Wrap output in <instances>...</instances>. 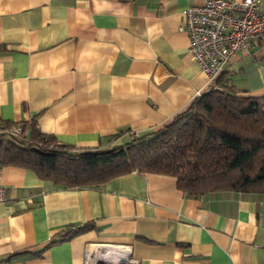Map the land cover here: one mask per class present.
Returning a JSON list of instances; mask_svg holds the SVG:
<instances>
[{
    "label": "crops",
    "instance_id": "0c3cea01",
    "mask_svg": "<svg viewBox=\"0 0 264 264\" xmlns=\"http://www.w3.org/2000/svg\"><path fill=\"white\" fill-rule=\"evenodd\" d=\"M202 1L0 0V126L97 150L170 121L216 85L181 27ZM223 76L264 95V43ZM1 182L0 264H82L107 243L131 245L138 264H264V192L194 196L173 175L135 170L64 186L16 165H1ZM76 227L87 228L59 239Z\"/></svg>",
    "mask_w": 264,
    "mask_h": 264
},
{
    "label": "trees",
    "instance_id": "16d2710c",
    "mask_svg": "<svg viewBox=\"0 0 264 264\" xmlns=\"http://www.w3.org/2000/svg\"><path fill=\"white\" fill-rule=\"evenodd\" d=\"M231 81L219 74L216 87L170 121L106 149H74L40 133L30 140L0 133V165L29 168L64 186L99 185L135 170L173 175L194 196L222 189L264 192V95L237 94ZM86 228L64 231L59 239Z\"/></svg>",
    "mask_w": 264,
    "mask_h": 264
},
{
    "label": "built area",
    "instance_id": "2783aa9c",
    "mask_svg": "<svg viewBox=\"0 0 264 264\" xmlns=\"http://www.w3.org/2000/svg\"><path fill=\"white\" fill-rule=\"evenodd\" d=\"M183 15L181 27L188 37V53L210 79L225 71L237 51L248 50L258 41L264 43V11L260 10V0H203L186 7ZM22 131L20 123L0 126V133L13 136L20 137ZM4 199L0 165V202ZM82 264L138 263L131 245L107 243L91 245Z\"/></svg>",
    "mask_w": 264,
    "mask_h": 264
},
{
    "label": "rangeland",
    "instance_id": "374dc122",
    "mask_svg": "<svg viewBox=\"0 0 264 264\" xmlns=\"http://www.w3.org/2000/svg\"><path fill=\"white\" fill-rule=\"evenodd\" d=\"M233 84L234 86H240L241 83H239V80H238L237 82L235 81Z\"/></svg>",
    "mask_w": 264,
    "mask_h": 264
}]
</instances>
